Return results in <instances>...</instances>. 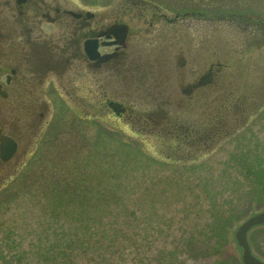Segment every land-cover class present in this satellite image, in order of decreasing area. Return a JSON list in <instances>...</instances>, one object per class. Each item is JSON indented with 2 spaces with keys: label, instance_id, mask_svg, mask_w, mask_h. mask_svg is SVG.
<instances>
[{
  "label": "rangeland",
  "instance_id": "obj_1",
  "mask_svg": "<svg viewBox=\"0 0 264 264\" xmlns=\"http://www.w3.org/2000/svg\"><path fill=\"white\" fill-rule=\"evenodd\" d=\"M152 1L202 13L179 27L194 53L189 64L196 74L208 61H221L228 99L246 94L250 115L221 140L203 139L202 150L182 155L151 136L122 131L114 119L76 122V109L54 108L28 152L18 151L0 169V264H241L234 227L264 209V176L258 177L264 175V0ZM227 122L231 130L236 121ZM75 140L89 158L72 164L65 156L57 169L82 166L87 189L80 196L55 181L46 162L54 141ZM248 238L264 258V225ZM98 248L124 258L106 252L104 262L93 260Z\"/></svg>",
  "mask_w": 264,
  "mask_h": 264
},
{
  "label": "flooded vegetation",
  "instance_id": "obj_2",
  "mask_svg": "<svg viewBox=\"0 0 264 264\" xmlns=\"http://www.w3.org/2000/svg\"><path fill=\"white\" fill-rule=\"evenodd\" d=\"M200 14L152 0H0V144L16 143L0 169L28 152L57 107L76 109V122L114 119L182 155L236 130L250 112L244 97L228 99L223 63L215 58L195 74L188 61L194 53L179 27Z\"/></svg>",
  "mask_w": 264,
  "mask_h": 264
},
{
  "label": "trees",
  "instance_id": "obj_3",
  "mask_svg": "<svg viewBox=\"0 0 264 264\" xmlns=\"http://www.w3.org/2000/svg\"><path fill=\"white\" fill-rule=\"evenodd\" d=\"M244 99H245L246 103H244L243 105L251 102L249 98H244ZM263 103H264V100L262 102V105H263ZM235 115H236L235 111L230 113V117L231 116L234 117ZM238 116H240V115H238ZM236 117H237V115H236ZM71 143L67 142L66 145L59 146L58 141H54L53 146L55 148H53V149L56 150V152L53 155V158L51 160L49 158H47L46 162H47V165L54 167L50 170L53 172L52 178H55L54 179L55 181L59 180V178L63 179L64 181H66V184L63 185L64 186L63 188L67 189V191H72L71 194H73L74 196L75 195L80 196V195L85 194L84 188L87 187L84 184H81V183H83V180H84L83 174H81L79 171V170H82V166L78 165L76 168L71 169V170H69V167H68V169L64 172L57 169V166L61 165L62 160L65 156L69 157L72 164H75V163L78 164L79 161L82 160L83 158H89V154L86 156V152L83 154V153H81V150L78 149L76 140L71 141ZM129 146H131V145H129ZM262 176H264V175L262 174V171H260L258 173V177L261 179V178H263ZM57 182L60 183V181H57ZM57 189H61L58 184H57ZM74 190H78L80 192L76 193ZM67 195H69V193ZM130 214L132 215L133 212H130ZM214 218L218 222L217 227H221L222 229L224 227V230H225L227 225H228L227 222L224 221V219H222L221 216L218 215L217 213L215 214ZM94 251L97 253H91L93 260L96 259V260H99L101 262H104V260H106L108 257L114 258V260H115V257L120 258V259L124 258L122 252L119 253V252L114 251V250L113 251H103V250L98 248ZM106 252H108V254H110V255L108 257L102 256Z\"/></svg>",
  "mask_w": 264,
  "mask_h": 264
},
{
  "label": "water",
  "instance_id": "obj_4",
  "mask_svg": "<svg viewBox=\"0 0 264 264\" xmlns=\"http://www.w3.org/2000/svg\"><path fill=\"white\" fill-rule=\"evenodd\" d=\"M208 80L209 78L207 75H204L199 78V80L195 83V86L207 82ZM1 140L0 156L3 159H7L14 153L16 143L9 137H2ZM263 223L264 209L249 215L234 228L233 235L237 245L240 247V259L242 264H264V260L252 252L247 238L248 230L251 227Z\"/></svg>",
  "mask_w": 264,
  "mask_h": 264
}]
</instances>
